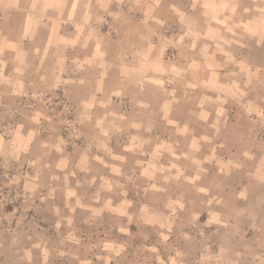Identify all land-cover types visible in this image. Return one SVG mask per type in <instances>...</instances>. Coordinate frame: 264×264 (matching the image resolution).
I'll return each instance as SVG.
<instances>
[{
	"label": "crops",
	"instance_id": "1",
	"mask_svg": "<svg viewBox=\"0 0 264 264\" xmlns=\"http://www.w3.org/2000/svg\"><path fill=\"white\" fill-rule=\"evenodd\" d=\"M262 129L264 0H0L23 193L0 264H189L186 228L264 236Z\"/></svg>",
	"mask_w": 264,
	"mask_h": 264
},
{
	"label": "rangeland",
	"instance_id": "2",
	"mask_svg": "<svg viewBox=\"0 0 264 264\" xmlns=\"http://www.w3.org/2000/svg\"><path fill=\"white\" fill-rule=\"evenodd\" d=\"M189 8L191 3H186ZM173 52L168 51V57ZM66 104L64 103L63 108ZM66 111V110H65ZM17 116L13 115L15 119ZM64 132H68L67 126H63ZM260 131V130H259ZM258 130L255 131L253 138L258 144H264V139H257ZM264 134V129L261 130ZM17 173L15 166L11 163L0 159V232L7 231V237L12 239L16 237V228L18 227V217L20 215V205L23 200V193L19 192L17 186L12 183L13 176ZM6 176L11 177V181L6 180ZM29 213V212H27ZM263 229L253 228H236L232 229L231 233L224 234L223 229H215L209 232L208 227L192 226L186 228L184 232V239L182 241L180 251H185L182 259L181 253L179 258L186 260L189 264H235L237 261H243V264H264V236L262 235ZM211 233H215L211 235ZM2 236H4L2 234ZM4 238V237H3ZM207 239H216V243ZM240 239L242 243H240ZM247 240L244 244L243 241ZM174 239L154 243L157 252L164 254H171L176 246ZM195 242V243H193ZM166 244V245H165ZM178 246V245H177ZM225 248L227 251L221 252ZM168 256L169 262H174ZM236 258V259H234ZM262 258V260H260ZM185 261V262H186ZM191 262V263H190Z\"/></svg>",
	"mask_w": 264,
	"mask_h": 264
},
{
	"label": "built area",
	"instance_id": "3",
	"mask_svg": "<svg viewBox=\"0 0 264 264\" xmlns=\"http://www.w3.org/2000/svg\"><path fill=\"white\" fill-rule=\"evenodd\" d=\"M65 107H66L65 109H66L67 115L69 116V118H71L72 111H73L72 108L68 107L67 104L65 105ZM125 110L126 111H130V106L129 105H125ZM66 129H68V128H66ZM257 139H259V140H263L264 139V134H262L261 131L258 132ZM6 180L10 182L11 181V177L10 176H6Z\"/></svg>",
	"mask_w": 264,
	"mask_h": 264
}]
</instances>
